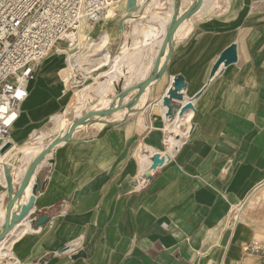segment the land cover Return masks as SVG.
Wrapping results in <instances>:
<instances>
[{
  "label": "crops",
  "instance_id": "1",
  "mask_svg": "<svg viewBox=\"0 0 264 264\" xmlns=\"http://www.w3.org/2000/svg\"><path fill=\"white\" fill-rule=\"evenodd\" d=\"M195 1L180 0L178 16ZM171 2L152 0L142 12L143 23L129 20L123 33L117 26L125 6L121 0L91 24L82 43L73 47L66 41V50L45 58L27 84L9 134L12 145L51 130L53 120L76 102L75 92L107 74L112 67L103 50L107 43L112 57L126 45V37L136 48L119 58L126 71L121 89L147 79L169 24ZM153 12L160 13L159 21L151 20ZM136 24L145 32L134 38ZM103 33L101 50L85 58L83 67L70 64L68 52L83 50ZM172 39L170 52L166 48L159 60L158 68L166 61L164 72L130 109L91 116L38 164L31 183L39 178L41 190L31 215H48L51 224L30 225L25 219L13 226L0 243V264L258 263L249 246L264 235L263 213L250 208L264 188V0H203ZM231 45L237 59L211 76ZM176 75L186 84L182 103L190 100L194 108L187 134H175L180 141L171 148L166 108L160 103ZM115 76L109 81L118 82L121 74ZM137 91L130 90L122 102H130ZM67 126L59 120L58 130L45 140L62 135ZM150 149L168 152L170 160L136 190L132 182ZM5 184L0 169V197Z\"/></svg>",
  "mask_w": 264,
  "mask_h": 264
},
{
  "label": "water",
  "instance_id": "2",
  "mask_svg": "<svg viewBox=\"0 0 264 264\" xmlns=\"http://www.w3.org/2000/svg\"><path fill=\"white\" fill-rule=\"evenodd\" d=\"M151 1L152 0H144L143 3L139 4L138 0H125L124 13L120 16L117 22V26L120 31L123 33L125 32V24L127 21L142 19V12L145 6ZM202 2L203 0H196L195 3L187 9V11L178 16L180 0L172 1V13L169 18V24L165 28L161 46L159 47L157 56L154 60L151 74L147 79L121 89L120 86L126 71L118 65V69L116 71L121 74L118 82H110L109 79H112L113 77L111 73H107L99 79L90 81L85 87L78 89L75 92V97L79 98V103L77 105L71 103L64 108L63 115L68 123L66 132L58 137L44 142V147L31 159L28 165L26 162L27 154L23 149L26 146L34 145L36 143L35 140L27 141L19 147H14L12 143L8 141L0 148V153L3 155L1 165L2 173L6 183V192L0 197V243L11 231L13 226L20 224L25 219L28 220L30 225L35 223L43 225L48 220V215H31L35 196L41 190L39 178L34 177L32 183L31 179L34 176L36 167L42 160H44L45 155L55 145L68 139L78 125L89 122L90 120L88 118L91 116H105L122 108L130 109L137 102L145 86L164 72L166 61L163 63L162 67L158 68L160 56L164 53L166 48H168V52H170L172 48V38L176 28L185 18L196 12L201 7ZM126 39V45L124 47L120 45L115 50V55H119L120 58L128 51L136 49L135 47H130L128 44V38L126 37ZM103 50L108 53V64L112 65L115 57L110 55L112 52V46L107 43ZM236 59V47L235 45H231L222 52L215 65L212 67L211 76L221 64L228 65ZM132 69H134V67L130 66L129 70ZM109 83L111 86H108ZM135 88H138L135 98L128 103H123L122 101L124 96L130 90ZM185 88L186 84L183 76H174L171 87L162 97L160 103L166 108L164 113L166 121H172L176 116H181L185 110L194 108L190 100L182 103V101L186 98ZM110 89H113V91H110ZM116 99H118V103L114 105ZM140 122H142V119H140ZM169 160L170 154L165 151H157L154 156L149 155V161L146 164L145 170L138 175V177L132 182V185L135 186L136 190L144 187L146 183L152 179L155 172L163 167ZM26 165V170L21 172L19 170V166L20 169H24ZM29 185L30 187L28 191L27 188ZM80 255H83V253L77 254V256Z\"/></svg>",
  "mask_w": 264,
  "mask_h": 264
},
{
  "label": "built area",
  "instance_id": "3",
  "mask_svg": "<svg viewBox=\"0 0 264 264\" xmlns=\"http://www.w3.org/2000/svg\"><path fill=\"white\" fill-rule=\"evenodd\" d=\"M118 1L0 0V148L9 141L36 67L61 49L81 19L94 24ZM249 249L264 264V241Z\"/></svg>",
  "mask_w": 264,
  "mask_h": 264
},
{
  "label": "bare ground",
  "instance_id": "4",
  "mask_svg": "<svg viewBox=\"0 0 264 264\" xmlns=\"http://www.w3.org/2000/svg\"><path fill=\"white\" fill-rule=\"evenodd\" d=\"M173 1V0H172ZM120 1L114 3L110 9L108 11H111L113 9V7L119 3ZM144 0H138V3L141 4L143 3ZM152 2V1H151ZM172 4V2H171ZM124 9H125V6H124ZM149 9V4H147L144 8V13H146ZM124 13V11H123ZM122 13V14H123ZM121 14V15H122ZM141 17H142V14H141ZM150 19V18H149ZM153 19L156 20V21H159L160 20V13L159 12H153L151 14V20ZM155 21V22H156ZM167 22V21H166ZM88 21L85 20V19H81L80 20V23L77 27V29L68 35V37L66 38V41L69 42L70 46H73L75 43H77L79 40H80V37L82 34H86L88 32H90L91 28L88 27L87 25ZM90 24V22H89ZM135 25V23H134ZM137 25V24H136ZM144 25V24H143ZM133 26V25H132ZM164 27V24L162 25ZM144 30H143V26H138L135 27L133 26L132 30H131V35L133 36L134 35V38L135 36H139V35H143L144 34ZM148 33V32H146ZM106 35H101L98 39L96 40H92L90 42H88L86 44V47L83 49V50H77L76 52L74 51H71V52H68V59H69V62L70 64L73 62V63H77L78 66L83 67L82 66V63L85 61V58H88V57H91L92 55H94L96 52L100 51L101 50V47L104 43V41L106 40L105 37ZM105 55H107L108 57V53L105 52L104 53ZM119 55H115V61H113L112 63V67L110 68V70L108 69V72L106 73H111V71L113 73H111V75L113 77H116L115 76V72L116 70L118 69V65H119ZM109 59V58H108ZM107 59V61H108ZM103 61L105 62V59H103ZM72 63V64H73ZM145 63V62H144ZM87 64V63H86ZM75 65V64H73ZM96 66V65H95ZM76 67V65H75ZM88 67V66H87ZM75 69V68H74ZM83 69V68H82ZM110 85V83L108 84ZM111 86V85H110ZM113 91V89H112ZM186 99V98H185ZM75 100L76 102L74 104H78L79 103V98L78 97H75ZM187 100V99H186ZM160 110V109H159ZM191 113H192V110L191 109H187L184 111V113L181 115V116H176L174 118V120L172 121H168L166 122L165 124H167L165 126V132H166V140L167 142L169 143V145L171 146V148L173 147H176L174 145H176L180 140L178 139L179 137H176L175 138V134H179L180 137L184 136L185 134H187V131L189 130V127H190V123H189V120H190V116H191ZM163 114V113H162ZM163 118V117H162ZM59 120H60V126L61 127H64L66 125V119L64 117V115L60 116V118L58 119V117L55 118V120H53V128L49 131H45V132H41L39 133L35 138L34 140L36 141V143L34 145H30V146H26L24 147V151L25 153L27 154V160H30L31 158H33L35 155L38 154V152L44 147V142H46L45 138L49 136V134L53 131V130H58V127H59ZM60 127V128H61ZM37 142H39V144H37ZM146 149H148V147L145 146ZM173 150V149H172ZM157 153V151H154L153 149H150V156H154L155 154ZM1 154V153H0ZM3 157V156H2ZM149 161V159H147L146 156H141V170L144 171L145 170V167H146V164L147 162ZM2 158L0 159V169H1V174H2V177H3V173H2ZM30 186V185H29ZM28 186V187H29ZM28 190V189H27ZM28 224V222H24V226H26V224ZM27 228V227H26Z\"/></svg>",
  "mask_w": 264,
  "mask_h": 264
},
{
  "label": "rangeland",
  "instance_id": "5",
  "mask_svg": "<svg viewBox=\"0 0 264 264\" xmlns=\"http://www.w3.org/2000/svg\"><path fill=\"white\" fill-rule=\"evenodd\" d=\"M118 13H119V11H118V12H114V13H109V12H108V15H109V16H112V15H114V14H118ZM108 15H107V16H108ZM117 16H118V15H117ZM145 16H147V14H145ZM139 21H140V22H139ZM137 22H139L140 24H142V23H143V20H142V19H138ZM87 25H88V27L92 28L91 23L89 24V22H88ZM131 30H132V29H131ZM93 34H94V32L92 33V35H93ZM85 36H86V34H82L81 39H80V40H81V43L86 39ZM80 40H79L77 43H75L74 45H76V46L79 45ZM67 42H68V41H67ZM68 43H69V42H68ZM68 47H69V44H67L66 42L63 43V45L60 46V48L63 49V50H66ZM73 47H74V46H73ZM77 50H78V49H77ZM262 190H263V192H262V196H261L259 199H257V201H255V203L252 204L250 208H254V209L260 211L261 213H263V215H264V188H263ZM259 192H260V191H259ZM233 214H234V213H233ZM232 222H233V215H232V220L230 221V225H231ZM257 240H258L259 243L262 242V240H264V235H263L261 238H258Z\"/></svg>",
  "mask_w": 264,
  "mask_h": 264
}]
</instances>
